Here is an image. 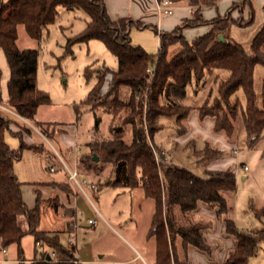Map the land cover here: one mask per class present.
Segmentation results:
<instances>
[{"label":"trees","instance_id":"obj_1","mask_svg":"<svg viewBox=\"0 0 264 264\" xmlns=\"http://www.w3.org/2000/svg\"><path fill=\"white\" fill-rule=\"evenodd\" d=\"M171 1L177 6L186 4L196 10L191 19L184 20L171 32H159L157 27H152L160 36V47L156 54H149L143 47L132 44L130 31L134 22L130 18L113 21L104 0H9L7 3L0 0V48L5 53L11 72L7 84L8 99H3L0 93V103L35 125L48 140L53 141L56 132H49L44 127L58 125L35 120L39 107L51 103L50 95L37 88L40 53L34 48H19L18 27L24 25L31 38L40 40L45 30L55 23L60 7L69 11H84L89 21L80 34L68 39L67 48L99 39L117 58L118 67L116 70L105 67L86 99L85 104L92 108L102 107L111 115V138L97 139L88 144L92 153L80 156L79 171L87 169L98 173L94 160L97 155L98 162L111 164L115 169L116 180L109 181L108 185L144 189L145 196L155 205L149 236L156 238L158 264H172L176 260L177 240L185 248L194 245L199 249H209L201 235V229L209 225L190 220L183 222L176 212L179 208L182 216L188 218L197 209L199 201L218 208V218L225 222L227 232L236 237V248L229 254L226 264H251L250 259L258 253V236L262 238L264 231L258 235L253 230L241 231L237 227L233 217L234 193L237 190L235 175L230 170L208 172L209 177L204 179L172 162H158L157 153H162L152 140L163 127V117H175L181 130H185L184 122L195 108L189 104L188 88L191 86L198 94L199 87L208 77L218 79L220 73H225L227 77L219 82L214 102L211 104L209 93L208 98L197 107L199 117L201 120L207 116L215 117L214 130L223 131L232 138L240 114L248 147L256 145L264 134V107L258 105L255 91V67L257 64L264 65V26L254 36L252 54H249L241 43L231 39L230 30L233 25L254 24L255 11L251 0L235 3L224 15L218 14L211 20L204 18L202 8L216 6L219 0ZM246 8H249L250 16L245 20L243 12ZM235 12L239 13L237 18ZM137 26L147 28L143 23H137ZM204 26L210 27V30L192 41L184 34L185 29ZM220 34L224 35L226 43L219 39ZM176 45L181 47L180 51L169 57L170 49ZM151 66L154 67L152 76L147 72ZM107 72L113 74L111 91L107 99L101 101L99 94ZM86 76L91 77V72H87ZM124 89L128 90L126 97L123 96ZM239 91L245 97L244 107L237 95ZM76 113L79 118V108H76ZM11 117L0 112L1 246L6 249L17 244L22 255V239L31 235L36 246L41 243L55 251L58 259L72 258L73 253L65 248L57 234L39 230L42 199L38 195L36 207L29 209L23 198V183L14 170L15 162L21 160L26 149L40 152L44 157L48 154L51 159L56 155L46 141L39 145H27L19 133L15 136L20 139V147L18 150L11 149L5 138L12 123ZM117 117L122 122L116 126ZM127 127L132 134L130 142L125 139ZM99 130L100 118H97L95 133ZM221 154L209 146L203 151L205 159L217 158ZM97 183L98 186L106 185V182ZM256 215L262 218L263 212L256 211ZM22 216L27 218V229L20 225ZM32 264L62 262L47 260L45 253L41 260Z\"/></svg>","mask_w":264,"mask_h":264},{"label":"crops","instance_id":"obj_2","mask_svg":"<svg viewBox=\"0 0 264 264\" xmlns=\"http://www.w3.org/2000/svg\"><path fill=\"white\" fill-rule=\"evenodd\" d=\"M2 1L7 3L9 0ZM104 2L107 13L113 21L130 18L133 22L145 24L147 29L157 27L159 32L173 31L178 26H181L184 20L191 19L196 10L195 7L182 4L179 5L172 14L162 16L159 15L156 10V0H104ZM243 2L244 0H219L216 3V6H204L202 8V14L205 19L211 20L217 17L218 14L224 15L233 4H242ZM251 2L253 8L258 4L263 10L262 13H264V0H251ZM238 14V12L234 13L235 18L238 17ZM243 15L245 20L249 18V8L244 10ZM209 30L210 27L207 26L193 29L189 28L184 30V34L188 40L192 41L207 33ZM251 30V26L233 25L230 30V37L232 40L241 43L243 46H251L254 36L259 31H256V34L252 37V40L249 43L247 40H249L248 35ZM135 35L136 34L133 35L131 29L130 37L133 45L143 47L149 54H156L158 52L160 47V36L158 33L156 37V45L153 42L135 41ZM246 36L248 37L246 38ZM243 41L247 43L243 44ZM180 49L181 47L178 45L173 46L170 49V54L173 52L178 53ZM177 53H173V55L169 54V57H173ZM4 57L3 63H5L4 71L6 73L5 100H7V84L10 80L11 72L5 53ZM117 67L114 68V70H116ZM3 75L4 73H2L0 67V84ZM0 93L3 97V88L1 87ZM199 94L200 93L198 92L197 95ZM123 96H128L127 89L123 90ZM193 97L196 96L191 95L189 96V99L191 100ZM86 106L91 107V105ZM198 106L199 105L195 106V108L191 110L187 120L184 122L185 130H181L175 117H163L161 119L163 127L155 133L152 142L161 153H165L169 156V162L189 169L200 178H208V172H224L230 170L235 175L237 185V190L234 193L233 214L236 225L241 231L253 230L259 235L262 230L253 228L249 221V217L251 212L256 215V211L263 212L262 218L264 217V145L258 146V143H256L254 147H248L246 150L240 149L237 146V141L239 140L238 135L235 133L232 138H229L223 131L216 132L214 130L216 118L207 116L201 120L197 109ZM71 108L80 109V106L77 107V105H71ZM37 115L35 117L36 122L43 124L53 123L38 120ZM11 118L12 123L9 131L15 135V133H19V130L17 129L18 126L15 125L13 121L16 122L17 120H13L15 117ZM20 119L24 120L31 128H34L36 131L34 133H37L40 137L35 139L34 133L31 135H24L25 141L29 144L39 145L43 141H46L57 153V156L63 158V155H66V158L70 161H72V159L68 154L75 145H78L81 149L79 157L85 149L78 143L77 139L71 142L70 140L65 139L64 135L61 133L56 134L54 140L51 142L39 131L38 128L34 127L27 120L23 118ZM61 127L67 131L66 127L63 125ZM7 133L8 131L6 132L5 138L8 145L11 149L18 150L20 142L18 147L17 140L15 143L13 141L14 144L10 143L9 138H7ZM131 140L132 137L130 141ZM207 146L212 150L221 152L222 154L217 158L205 159L203 151ZM236 151L238 152L236 153ZM161 155L160 153H157L158 158L164 159ZM48 156L49 155L47 154L46 158H48ZM29 157H32L36 161L38 160L39 168H33L30 166L28 167V172L24 173L23 167L20 166V161H25ZM44 161L45 158L42 153L26 149L23 152L21 160L15 162L14 166L17 177L23 183V198L29 209H34L36 207L38 195H40L42 199L40 205L41 220L39 230L49 232L52 235L57 234L68 251H70L68 248V238L75 233L77 242L72 251L73 258H79L82 261V264H104L105 262L118 264H158L156 256V238L149 236L152 219L155 213V205L151 199H148L145 196L143 188L129 189L127 187L118 186L128 190L131 194L136 190L142 191L143 194L138 207L144 212L143 207L146 205L148 225L145 227L146 229H144L143 232H140V234H137V236L132 232L127 231L121 224L120 228L124 233L112 226L109 221H106L107 224H109L117 233V236L114 237L121 239L120 241H122L127 247L126 250H119L118 248L109 249V246L107 247V245L106 247H102L98 244L100 241L105 240V238L99 228L100 221L96 217V211L94 216L87 213V220L79 218L77 207L80 205V201H82L80 195L83 194H76L73 191L69 185V176L66 170H64L61 164L58 166L55 163H51L47 167V169H49V173H47L45 172ZM245 165L250 167L249 171L243 170V166ZM51 168H54L53 172L51 171ZM111 172L114 176L107 179L105 182L107 186L114 187V185H108L109 181L116 180L115 169L112 168ZM86 176V179L88 178L89 181L96 185L98 184L97 182L99 179L97 176L90 174ZM99 189L100 186L97 185L96 189H91L92 191H90L96 195ZM95 209L97 210L96 207ZM240 211L249 215L247 220L242 217ZM176 212L183 222L190 220L193 223H206L209 225L201 229V235L209 249H199L194 245H189L185 248L180 241L177 240L176 260L174 259L172 264H226L229 254L236 248L237 240L234 235L227 232L225 222L218 218V208H211L209 204L199 201L197 209H195L188 218L182 216L179 208H177ZM256 217L258 216L256 215ZM89 219H96L97 224L94 226L90 225L88 223ZM19 221L23 224V226L20 224L23 229L28 228L26 216L20 217ZM75 223H80V227L76 230L73 228ZM31 237L34 244L33 256L29 258L25 257L26 247L23 248L21 242V248L23 249L22 255L19 254V247L17 244H13L6 248V253H3L0 248V264H32L36 260H41L45 253H47V256L48 254L51 256V253L55 252L45 247L43 251H39L38 246L35 245L34 237ZM258 238L260 240L259 236ZM106 243L105 240V244ZM96 256L99 257V260H97ZM51 259H54L55 262L60 261L62 264H73L69 261H63L66 258L55 259L51 257Z\"/></svg>","mask_w":264,"mask_h":264},{"label":"rangeland","instance_id":"obj_3","mask_svg":"<svg viewBox=\"0 0 264 264\" xmlns=\"http://www.w3.org/2000/svg\"><path fill=\"white\" fill-rule=\"evenodd\" d=\"M254 11L255 21L251 26L252 30L248 35L249 40L247 41L249 43L251 42L252 37L256 34V31L264 25V13H262L263 10L258 6V4L254 7ZM58 12V17L55 23L50 25L48 29L45 30L44 35L40 40L31 38L26 32L25 26L19 25L18 46L20 49L34 48L40 53L38 58L37 88L50 95L51 103L39 107L37 119L56 123L58 126H45L44 129L49 132H56L55 135L61 133L64 135L65 139L70 140L71 142L77 139L78 143L85 148L81 155L91 154V149L88 147L90 142L97 139L102 140L111 138L109 125L112 117L105 112L104 108L87 107L85 102L98 80V74L102 75L105 67L114 70V68L117 67L118 62L117 58L99 39H92L85 43L74 44L70 49H68V39L80 34L85 29L89 21V17L82 10L69 11L64 7H60ZM131 29L133 35L136 34L135 41L153 42L156 45L157 32L153 28L140 29L137 26V23L134 22ZM248 36H246V38ZM246 43L247 42L243 41V44ZM244 47L246 48L247 53L252 54L250 45H244ZM173 53L170 55H173ZM4 58V52L0 48V67L2 69V73H4L0 84V87L3 88V99L6 98V73L4 71ZM87 72H91L92 76L87 78ZM226 77L227 74L225 73H220V77H218V79L214 76L208 77L204 84L199 87V95H197L196 90L190 86L188 88V95H195L196 97H193L189 101V104L200 106L208 98L209 93H211L210 102L212 104L214 102V97L218 96L217 88L219 82L221 79H225ZM255 91L257 93L258 105L260 107H264V65L262 64H257L255 67ZM108 95L109 93L106 96L99 94V98L101 101L106 100ZM237 95L241 100V105L244 107L245 97L243 92L239 91ZM71 105H77V107L80 106L79 110L81 111V115L79 118L77 117L76 108H71ZM241 110L242 108H240V112ZM1 113L5 116H12L9 113ZM97 118H100L99 133H95ZM13 120H17L16 122L13 121V123L18 126L17 129L23 139L24 135H31L36 132L34 128H31L29 125V127L25 125L26 122L19 117H15ZM121 122L122 119L117 117V120L115 121L116 126ZM62 125L66 127L67 131L61 127ZM33 126L36 127L35 125ZM235 126L236 134L239 138L237 146L240 149L246 150L248 148L246 143V130L240 114ZM39 131L42 133L40 129ZM131 137L132 134L130 127H127L125 130L126 141H130ZM7 138H9L10 143L12 144H14L17 140V147L19 146L20 139L10 131L7 133ZM34 138L38 139L40 137L37 133H34ZM25 143L27 145H33L27 143L26 141ZM257 143L258 146L264 145V134ZM46 144L48 143L46 142ZM54 153L56 158L50 159L44 157V168L47 173H49V169H47V167L51 163H55L58 166L61 164L57 153L55 151ZM63 158L71 168H74L73 162L68 160L66 155H63ZM20 166L23 167L24 173L28 172V167L30 166L33 168H39L38 160L36 161L32 157L27 158L25 161H20ZM95 166L99 169L98 173L87 169H82L79 173L83 172L85 174L88 173L90 175H95L98 177L100 183H103L107 179L114 176L111 172V169L113 168L111 164H102L97 162V165ZM86 177V175L80 173L79 179L83 180ZM86 189L91 201L87 199L85 195H80L82 201H80V205L77 207V210L81 213L79 218L87 220V213L94 216L96 211V217L100 221L99 228L104 234V238L107 242L105 244V240H102L98 244L102 247H106L107 245V247L109 246V249L118 248L119 250H126V245L120 241L121 239L114 237L117 236V233L109 224H107L106 221H109L112 226L116 227L121 232H123V230H121L120 224L127 231L132 232L135 235L143 232V230L146 229L145 227L148 225V213L146 211V205L143 207L144 212L138 207L143 194L142 191L136 190L131 194L128 190L118 186L111 187L102 185L95 195L91 192L92 190L90 188L87 187ZM241 213L242 211H240V214ZM248 216L249 215L247 213H242V217L245 218V220L248 219ZM249 221L253 228L264 231V217L260 219L259 217H256L253 212H251ZM20 224L23 226L21 222ZM22 246L23 248L26 247L25 257L29 258L33 256L34 244L31 236H26L22 240ZM96 258L99 260L98 256H96ZM72 259L73 257L66 258L63 261L71 262ZM250 262L252 264H264V236L259 240L258 253L250 259Z\"/></svg>","mask_w":264,"mask_h":264},{"label":"built area","instance_id":"obj_4","mask_svg":"<svg viewBox=\"0 0 264 264\" xmlns=\"http://www.w3.org/2000/svg\"><path fill=\"white\" fill-rule=\"evenodd\" d=\"M178 6L176 4H174L171 0H156V10L158 12L159 15H170L172 14L175 9ZM147 72L152 76L154 73V67L151 66L147 69ZM113 81V74L108 72L105 76V81L101 87L100 90V95L102 96H106L111 88V84ZM0 112H5V113H9L15 117H20L17 113H15L13 110H11L10 108H8L7 106H5L3 103H0ZM80 147L78 145H75V147L69 152V157H71L72 162L74 164V168H71L68 163L66 162V160L64 158H62L61 156L59 157V160L61 162L62 167L64 168V170H66V172L68 173V180H69V185L71 186V188L73 189V191L77 194V193H82L83 195H85L87 197V199L90 200L89 194L87 192V187L90 189H96L97 185L91 181H89L88 179H83L80 180L79 176V169H78V165H79V154H80ZM238 151H236L237 153ZM162 155L164 156V159H160L158 158V162H163V161H167L169 162V156H167L165 153H162ZM243 170L244 171H249L250 167L248 165L243 166ZM51 171H54V168H51ZM91 201V200H90ZM78 215H80L81 213L78 211L77 212ZM88 223L90 225H96L97 224V220L96 219H89ZM80 227V223H75L73 225V228L76 230L77 228ZM1 239H0V248L2 250L3 253H6V249L3 248L1 246ZM77 242V237L76 234L73 233L72 235L69 236L68 238V248L69 250L72 252L73 249L75 248ZM39 251H43L44 246L41 243L37 244ZM51 257L52 258H57V254L56 252H52L51 253ZM73 264H82V261L79 258H73L71 261ZM104 264H118V263H108L105 262Z\"/></svg>","mask_w":264,"mask_h":264},{"label":"water","instance_id":"obj_5","mask_svg":"<svg viewBox=\"0 0 264 264\" xmlns=\"http://www.w3.org/2000/svg\"><path fill=\"white\" fill-rule=\"evenodd\" d=\"M219 39L223 42V43H226L227 42V40L225 39V37H224V35L223 34H220L219 36ZM94 160L96 161V162H98L99 161V157L97 156V155H95L94 156ZM47 260H51V256L48 254V256H47Z\"/></svg>","mask_w":264,"mask_h":264}]
</instances>
